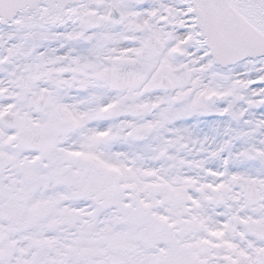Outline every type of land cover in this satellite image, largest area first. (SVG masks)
Returning a JSON list of instances; mask_svg holds the SVG:
<instances>
[{"label":"snow or ice","instance_id":"6c2138e0","mask_svg":"<svg viewBox=\"0 0 264 264\" xmlns=\"http://www.w3.org/2000/svg\"><path fill=\"white\" fill-rule=\"evenodd\" d=\"M0 264H264V0H0Z\"/></svg>","mask_w":264,"mask_h":264}]
</instances>
